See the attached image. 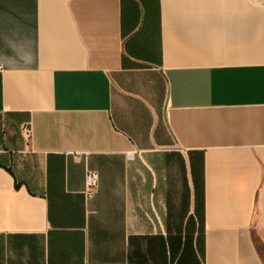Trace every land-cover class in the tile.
I'll return each mask as SVG.
<instances>
[{"label":"crops","instance_id":"obj_1","mask_svg":"<svg viewBox=\"0 0 264 264\" xmlns=\"http://www.w3.org/2000/svg\"><path fill=\"white\" fill-rule=\"evenodd\" d=\"M0 264H264V0H0Z\"/></svg>","mask_w":264,"mask_h":264},{"label":"built area","instance_id":"obj_2","mask_svg":"<svg viewBox=\"0 0 264 264\" xmlns=\"http://www.w3.org/2000/svg\"><path fill=\"white\" fill-rule=\"evenodd\" d=\"M24 133L27 137L30 136V130L27 127L24 128ZM97 184H98L97 173L96 172H88L87 178H86V185H87V194L89 196H91L93 191L97 188Z\"/></svg>","mask_w":264,"mask_h":264}]
</instances>
